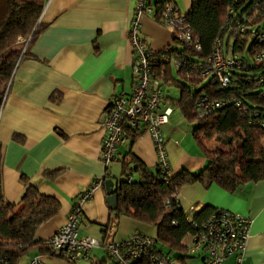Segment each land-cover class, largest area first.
Returning <instances> with one entry per match:
<instances>
[{
  "label": "crops",
  "instance_id": "0c3cea01",
  "mask_svg": "<svg viewBox=\"0 0 264 264\" xmlns=\"http://www.w3.org/2000/svg\"><path fill=\"white\" fill-rule=\"evenodd\" d=\"M151 2L171 3L183 15L191 6V0ZM136 3L137 0H44L39 20L42 30L30 46L29 56L20 60L12 76L0 109L3 197L18 209L26 186L32 185L60 203L57 215L37 229L35 239L41 246L66 223L76 199L97 182L104 178L115 184L125 180L119 178L124 176V165L132 169L136 159L149 171H157L156 153L147 133L133 143L128 140L119 146V162L107 169L100 158L104 137L100 124L105 110L114 97L131 95L135 85L137 57L130 33ZM139 35L154 52L171 47L174 41L173 33L150 15L140 18ZM165 85L174 86L154 81L156 88ZM175 89L178 91L173 94L168 89L163 92L165 99L160 108L172 110L168 123L161 127L171 177L181 171L196 173L207 165L205 153L193 137L194 125L175 104L179 97V89ZM207 146L214 151L218 148L211 141ZM106 197L103 185L82 206L79 236L94 238L100 246L92 250L89 261L76 264H115L107 253V244L136 233L151 235V226L125 215L115 217ZM177 200L186 211L210 207L249 218L251 225L241 264H264V178L234 192L194 183L183 188ZM46 252L37 247L32 256L40 255L46 264H74ZM191 261L205 264L199 258ZM222 264L237 263L230 257Z\"/></svg>",
  "mask_w": 264,
  "mask_h": 264
},
{
  "label": "trees",
  "instance_id": "16d2710c",
  "mask_svg": "<svg viewBox=\"0 0 264 264\" xmlns=\"http://www.w3.org/2000/svg\"><path fill=\"white\" fill-rule=\"evenodd\" d=\"M254 2L259 5L253 7ZM166 3L155 5L158 11L154 18L163 27L160 14ZM43 7L44 0H0V109L18 63L29 56L30 46L42 30L39 20ZM230 9L236 13L230 14ZM244 14L252 21L244 20L243 37H234L229 30L235 25L233 17L242 21ZM183 26L190 29L200 49L183 46L174 33L173 43L183 50L171 46L156 52L151 57L153 77L154 81L162 80L179 89L175 104L184 118L194 124L193 137L203 149L207 165L196 173L181 171L174 177L170 175L165 183L158 170L153 173L137 159L133 160L134 168L123 167L125 180L116 181L118 204L111 212L117 218L125 215L154 227L156 236L151 238L158 250L187 264L188 260L202 259L200 254L190 253L185 243L186 237L196 234L191 222L201 226L215 209L183 210L177 200L181 190L199 183L234 192L244 184L264 178V127L257 124L264 115V91L261 90L264 61L257 62L254 53L259 50L255 36L264 29V3L191 0ZM216 42L223 44L226 55L233 54L242 62L239 68L223 72L229 78L225 88L220 87L216 75L210 71ZM203 99L221 102L224 106L201 116L197 104ZM143 134L129 129L128 140L133 143ZM211 140L218 144L215 151H210L206 144ZM1 157L0 147V169ZM128 177L132 178L131 183ZM2 190L0 173V257L8 264H21L32 256L35 248L43 249L35 239L37 229L55 217L61 205L54 197L27 185L17 209L16 205L4 201Z\"/></svg>",
  "mask_w": 264,
  "mask_h": 264
},
{
  "label": "built area",
  "instance_id": "2783aa9c",
  "mask_svg": "<svg viewBox=\"0 0 264 264\" xmlns=\"http://www.w3.org/2000/svg\"><path fill=\"white\" fill-rule=\"evenodd\" d=\"M263 0H260V2ZM259 2H254L257 7ZM158 9L151 0H137L135 15L132 22L130 42L137 57L135 85L131 95L120 94L109 102L100 128L104 137L101 145V162L107 169L112 163L119 162L118 147L128 141L129 129H137L152 137L157 153V170L160 179L167 182L170 177V166L166 153V141L161 127L168 123L172 114L170 108L161 111L164 94L160 88L154 87L153 68L151 57L156 52L147 48L139 35V20L144 15L155 17ZM249 12V10L245 11ZM230 14H235L230 9ZM162 23L165 28L176 34V40L187 48L200 49L198 43L190 35V29L183 26L184 15L171 4L166 3L161 11ZM235 25L229 28L233 36L242 38L246 27L244 20L252 21L246 14L243 20L234 19ZM233 23V22H232ZM231 24V23H230ZM232 25V24H231ZM259 50L254 51L257 62L264 61V29L255 36ZM234 40V39H232ZM224 53V46L216 42L214 62L210 71L216 75L221 88L229 83V78L223 73L227 69L239 68L242 62L233 54ZM166 60V59H165ZM264 80V79H262ZM240 102L237 103L239 107ZM224 106V103L203 99L197 104L201 116H208L211 111ZM264 127V115L257 123ZM128 183L132 178L128 177ZM104 181H99L84 195L76 199L73 209L66 221L56 233L43 242L42 246L49 255L59 256L70 263L87 262L92 250L100 246V242L91 237L79 236L82 206L92 193L102 187ZM191 211H199L191 207ZM191 222V221H190ZM196 234L186 237L185 243L189 252L200 254L205 264H222L227 258L234 257L237 264L244 259L251 220L239 214L226 210L216 209L201 226L191 222ZM107 253L115 264H183L164 256L157 248L156 241L148 235L136 233L132 237L112 242L106 246ZM0 264H8L0 257ZM26 264H46L40 255L30 257Z\"/></svg>",
  "mask_w": 264,
  "mask_h": 264
},
{
  "label": "water",
  "instance_id": "95a60500",
  "mask_svg": "<svg viewBox=\"0 0 264 264\" xmlns=\"http://www.w3.org/2000/svg\"><path fill=\"white\" fill-rule=\"evenodd\" d=\"M104 190L107 195L106 203L109 205L111 210H115L118 204V196L115 194V183L113 180H104Z\"/></svg>",
  "mask_w": 264,
  "mask_h": 264
},
{
  "label": "rangeland",
  "instance_id": "374dc122",
  "mask_svg": "<svg viewBox=\"0 0 264 264\" xmlns=\"http://www.w3.org/2000/svg\"><path fill=\"white\" fill-rule=\"evenodd\" d=\"M172 48H173V49H178V50H180V51L183 50L182 47H181L180 45L175 44V43L172 44ZM161 88H162V91H163L164 93L167 92V89H168L169 93H172V94H173V93L175 92V90H176L174 86H166V85H165V86H163V87H161ZM261 90L264 91V87H262ZM176 91H178V90H176ZM175 113H176V115H178V117H180V112H179V110H176V109H175ZM193 125H194V124H193ZM149 136H150V135H149ZM150 137H151V136H150ZM151 139H152V137H151ZM152 142H153V140H152ZM211 142L216 143V142H214V141H212V140H211ZM206 144H207V142H206ZM216 144H217V143H216ZM153 146H154V143H153ZM208 148H209L210 151H214V150L211 149L209 146H208ZM154 150H155V146H154ZM155 153H156V151H155ZM166 153H167V152H166ZM156 157H157V153H156ZM119 174H120V173H119ZM119 178H120V179H122V178L125 179L124 176L121 177L120 175H119ZM147 227H149V226H147ZM148 230H149L150 233H151L150 236H151V237H154V236H153V235H154V228H153V227H149ZM190 261H191V260H190ZM21 264H24V260L21 262ZM190 264H194V262L191 261Z\"/></svg>",
  "mask_w": 264,
  "mask_h": 264
}]
</instances>
